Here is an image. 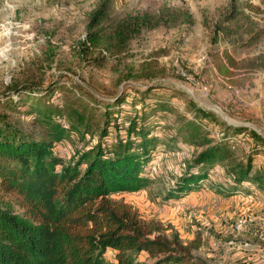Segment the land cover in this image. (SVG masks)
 <instances>
[{
    "label": "trees",
    "instance_id": "obj_1",
    "mask_svg": "<svg viewBox=\"0 0 264 264\" xmlns=\"http://www.w3.org/2000/svg\"><path fill=\"white\" fill-rule=\"evenodd\" d=\"M108 6L109 0H101L88 13L77 45L80 59L93 53L101 59L117 58L142 29L193 23L187 8L166 3L113 20ZM223 22L246 34L244 44H254L264 34V8L244 0L240 8L230 5L215 32L223 29ZM211 57L216 74L230 80L238 62L225 49ZM155 59L126 67L122 74L121 80L145 79L144 84H126L106 99L87 92L61 105L52 95L60 87L57 81L35 87V95L27 96L30 130L0 111V264H135L141 252L154 259L149 264H196L191 252L200 245L198 235L186 242L176 232L166 235L160 223L111 197L151 185L153 159L167 150L169 140L199 149L174 177L164 199H181L200 190L208 170L222 163L227 185L217 191L231 196L247 186L248 193L264 194V137L225 122L160 82L156 77L163 69ZM177 96H185L178 119L172 120L177 126L164 129L161 120L173 113ZM19 100L0 98V106L14 108ZM72 135L80 147L65 159L54 148ZM238 135L248 144L241 161L233 155ZM257 240L264 246V237ZM109 252L111 260L106 258Z\"/></svg>",
    "mask_w": 264,
    "mask_h": 264
},
{
    "label": "rangeland",
    "instance_id": "obj_2",
    "mask_svg": "<svg viewBox=\"0 0 264 264\" xmlns=\"http://www.w3.org/2000/svg\"><path fill=\"white\" fill-rule=\"evenodd\" d=\"M100 1L0 0V98H20L14 108L0 106L8 120L30 130L27 96L35 95V87L52 81L60 84L52 95L61 105L78 94L88 92L106 99L126 84H144L145 79L121 80L122 74L126 67L136 68L155 57L157 67L163 69L156 77L160 82L179 89L225 122L254 129L264 137V34L258 42L246 45V34L235 30L231 22L214 30L230 5L240 8L244 0H109L110 20L166 3L187 8L193 23L142 29L117 58L101 59L93 53L80 59L78 42L84 36L88 13ZM249 1L264 8V1ZM223 49L239 64L230 80L219 77L211 65V53ZM93 57L95 61H91ZM14 85L18 90H13ZM185 96L174 99L173 113L161 120L164 129L177 126L172 120L178 119ZM235 140L234 159L241 161L248 144L242 135ZM168 146L153 159L151 185L111 197L129 203L144 219L160 223L166 235L176 232L183 242L198 235L200 245L191 252L196 264H264V246L257 240L264 237V198L256 194L248 202L238 197L235 208L230 194L216 189L227 185L222 163L208 170L201 189L186 195L190 198L164 199L174 177L185 169L194 149H199L180 140H169ZM74 147L80 143L72 135L54 150L67 159ZM247 188L241 189L243 194L248 193ZM241 220L243 227L237 229ZM112 255L109 252L106 258L111 260ZM153 260L141 252L134 261L149 264Z\"/></svg>",
    "mask_w": 264,
    "mask_h": 264
},
{
    "label": "built area",
    "instance_id": "obj_3",
    "mask_svg": "<svg viewBox=\"0 0 264 264\" xmlns=\"http://www.w3.org/2000/svg\"><path fill=\"white\" fill-rule=\"evenodd\" d=\"M216 135V134H215ZM243 193H245V192H240L239 193V197H240V199H243V200H246V201H248V202H252L253 201V199H254V195H256V194H258L259 196H261L262 198H264V194L263 193H261L260 191H258V190H253L252 192H249V193H246V194H243ZM244 223V220H241L237 225H235V227L237 228V229H241V227H243L242 226V224Z\"/></svg>",
    "mask_w": 264,
    "mask_h": 264
},
{
    "label": "crops",
    "instance_id": "obj_4",
    "mask_svg": "<svg viewBox=\"0 0 264 264\" xmlns=\"http://www.w3.org/2000/svg\"><path fill=\"white\" fill-rule=\"evenodd\" d=\"M195 196V195H194ZM239 197V194H238V196H237V194H235V195H232V196H230V198H231V202L233 203V205H234V207L236 208L237 206H236V202H237V198ZM186 198H190V197H188V196H186L183 200H186ZM195 198V197H194ZM233 198H235V199H233ZM182 200V201H183ZM184 202H186V201H184ZM187 203V202H186Z\"/></svg>",
    "mask_w": 264,
    "mask_h": 264
}]
</instances>
